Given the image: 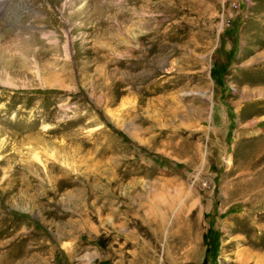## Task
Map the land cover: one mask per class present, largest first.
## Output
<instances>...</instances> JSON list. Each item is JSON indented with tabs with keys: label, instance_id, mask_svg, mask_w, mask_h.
I'll return each mask as SVG.
<instances>
[{
	"label": "rangeland",
	"instance_id": "obj_1",
	"mask_svg": "<svg viewBox=\"0 0 264 264\" xmlns=\"http://www.w3.org/2000/svg\"><path fill=\"white\" fill-rule=\"evenodd\" d=\"M0 264H264V0H0Z\"/></svg>",
	"mask_w": 264,
	"mask_h": 264
}]
</instances>
